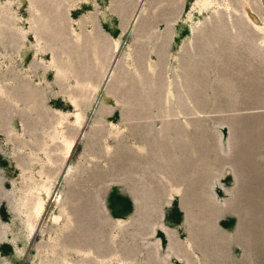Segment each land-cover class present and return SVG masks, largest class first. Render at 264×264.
I'll list each match as a JSON object with an SVG mask.
<instances>
[{"label": "rangeland", "instance_id": "obj_1", "mask_svg": "<svg viewBox=\"0 0 264 264\" xmlns=\"http://www.w3.org/2000/svg\"><path fill=\"white\" fill-rule=\"evenodd\" d=\"M0 264H264V0H0Z\"/></svg>", "mask_w": 264, "mask_h": 264}]
</instances>
